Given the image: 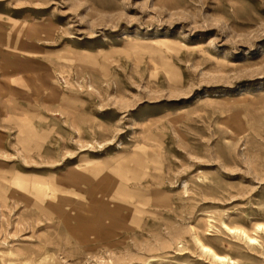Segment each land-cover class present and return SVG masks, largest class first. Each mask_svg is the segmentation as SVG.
I'll list each match as a JSON object with an SVG mask.
<instances>
[{"label": "rangeland", "instance_id": "1", "mask_svg": "<svg viewBox=\"0 0 264 264\" xmlns=\"http://www.w3.org/2000/svg\"><path fill=\"white\" fill-rule=\"evenodd\" d=\"M259 223L264 0H0V264H264Z\"/></svg>", "mask_w": 264, "mask_h": 264}, {"label": "bare ground", "instance_id": "2", "mask_svg": "<svg viewBox=\"0 0 264 264\" xmlns=\"http://www.w3.org/2000/svg\"><path fill=\"white\" fill-rule=\"evenodd\" d=\"M119 195H120V197H123L124 192L120 191ZM222 226L225 229H227L230 233H233V234L245 239L247 242H249L251 244L259 242L258 238L255 235L248 233V231L244 228L232 227L226 221H222ZM257 230L264 231V223H259L257 225ZM196 241L199 243V245L201 246L203 251H205L209 255L213 256L215 259L222 261V262L235 263V259H233L231 256H229L227 254L218 253L211 246L204 244L200 239H198ZM149 264H153V262L150 261Z\"/></svg>", "mask_w": 264, "mask_h": 264}]
</instances>
